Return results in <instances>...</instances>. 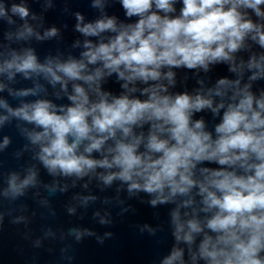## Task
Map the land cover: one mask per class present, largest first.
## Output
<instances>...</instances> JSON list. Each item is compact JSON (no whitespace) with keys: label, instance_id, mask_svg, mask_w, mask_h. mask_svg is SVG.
<instances>
[{"label":"clouds","instance_id":"clouds-1","mask_svg":"<svg viewBox=\"0 0 264 264\" xmlns=\"http://www.w3.org/2000/svg\"><path fill=\"white\" fill-rule=\"evenodd\" d=\"M120 3L127 18L138 17L135 22L118 25L115 16L103 15L83 23V15L75 13V29L82 35L115 34L98 44L86 40L81 59L70 57L61 62L49 58L41 64L28 49L23 55L13 53L11 60L0 65V74L7 73L9 79L15 73L26 78L30 73H42L52 85L60 83L65 92L68 82H74L72 94L67 97L71 104L59 110L48 100L15 109L0 100V107L9 114L0 116V125L11 116L41 129L27 135L32 144L40 145L38 158L50 174L82 178L97 168L116 169L100 175L103 183L111 185L120 180L127 184L129 193L153 196L149 201L153 207L187 197L171 212L172 235L177 244L183 241L189 245L193 261L197 254L191 252V245L202 234L198 255L207 264H264V92L257 97L250 90L251 84L241 88L239 79L226 78L219 79L207 95L165 94L168 87L160 83L143 88L140 94L147 96L143 100L101 91V81L114 73L125 81L122 88L131 93L137 91L129 89V83L135 81L147 84L166 79L173 85L175 73H162L164 68L200 67L207 71L210 64L233 62L230 71L237 72L233 54L245 46L246 38L250 36L264 49V24L255 23L247 11L264 20V0H182L177 16L169 15L176 11V0ZM92 7L102 10V0H93ZM11 12L21 20L30 14L23 0L13 4ZM3 16L7 12L0 4ZM32 34L33 29L25 24L18 36ZM57 34L58 29L52 27L44 37L37 34V39ZM89 65L99 66L89 69ZM243 67L241 62L239 70ZM247 68L258 70L249 77L251 81L264 76V54L259 59L253 55ZM3 88L0 84V90ZM228 88L233 89L230 102L222 100L213 106V94L223 97ZM31 91L16 95L27 96ZM206 108L213 114L223 109L214 129L215 138L205 130L203 119H192L194 113ZM145 125L146 136L142 131L134 132V128ZM108 141L113 144L107 147V155L92 158L91 154L102 152ZM8 144L5 137L0 147ZM204 162L219 167H201L197 177V165ZM17 180V175H11L6 195H22L25 187L36 183V172L30 171L19 183ZM193 189H197L195 195ZM196 196L200 197V211L211 215L201 221L193 209L192 218L182 219L180 209L193 205ZM81 235L76 233L78 240ZM183 255L184 250L174 245L162 264L177 260L184 264Z\"/></svg>","mask_w":264,"mask_h":264},{"label":"water","instance_id":"water-1","mask_svg":"<svg viewBox=\"0 0 264 264\" xmlns=\"http://www.w3.org/2000/svg\"><path fill=\"white\" fill-rule=\"evenodd\" d=\"M21 2L22 0H0V4L7 12V16L0 17V65L6 60H11L13 53L23 55L28 49L33 50L41 64L46 63L49 58L58 59L61 62L70 57L81 59L86 40L98 44L101 40L107 42L109 37L115 35L110 32L101 33L100 36L82 35L75 29L77 23L75 13L77 12L83 15V23L94 22L103 15L115 16L118 25L133 23L138 19L135 16L130 19L125 16L120 0H102L104 5L102 10L92 7L93 0H23L30 14L21 20L19 16L11 12V6ZM174 7L176 11L169 14L171 16L179 15L182 0H176ZM261 7L264 10V6ZM247 11L255 23L264 24V20L257 18L251 10ZM160 14L163 15V13ZM25 24L33 29V34L19 37L18 33L23 31ZM52 27L58 29L56 36L37 39V34L44 37L45 32ZM244 44L243 48L233 54L237 72L230 71L233 62L210 64L207 71L200 67L196 69L164 68L161 70L162 73L169 70L175 73L173 85H169L166 79L149 81L147 84L135 81L129 83V89H137L136 92L131 93L122 88L125 81L119 80L114 73L101 81V91L109 92L111 96L128 94L130 98L138 97L143 100L147 96H142L141 90L160 83L168 87V93L165 94L187 92L190 95L197 93L207 95L209 89L216 88L219 79L226 78L230 81L239 79L241 88L245 84H251L250 90L259 97L261 92H264V76L254 81L249 80L253 72L258 70H249L247 62L253 55L259 59V56L264 54V49L253 42L250 36L246 38ZM241 62L244 63L242 71L239 70ZM96 66L89 65V69ZM73 83L68 82L67 92H65L60 83L52 85L49 78H45L42 73H30L27 78L22 73H15L12 79L8 78L7 73H2L0 84H3L4 88L0 90V100L5 101L13 109L37 100H48L59 110L60 107L71 104L67 97L72 94ZM83 86L87 89V85ZM29 89L32 91L27 96L16 95ZM224 91L226 95L223 97L213 94V106L222 100L225 103L230 102L233 89L228 88ZM90 98L95 100L96 96L90 93ZM222 113L223 109L220 114H213L211 109L206 108L194 113L192 119L193 121L203 119L205 130L211 132L215 138L214 129L220 123ZM6 115H9L7 110L0 107V116ZM40 130L27 121L11 116L8 121L0 125V145H3L5 137L9 139L6 147H0L1 205L35 218L76 239V233L80 232L82 233L80 241L123 264H162L163 259L170 255L174 245L184 250V264H207L198 255L202 234L197 235L195 242L191 245V252L197 254L195 261L191 259L189 245L183 241L177 244L172 235L174 228L171 212L187 197H177L175 202L153 207L149 203L153 196L144 192L129 193L127 184L120 180H114L111 185L103 183L100 175L116 169L97 168L95 172H89L82 178L75 175L66 177L59 173L50 174L38 158L40 145L32 144L27 135L28 132ZM141 131L146 136L148 125L143 128H134L136 134ZM112 144V141H108L102 152L91 154L92 158L102 159L104 155H107V147ZM80 151H83L82 147ZM201 167L218 168L219 165L209 162L198 164L197 177H199L198 169ZM30 171L36 172L34 185L25 187L22 195L13 197L11 192L5 194L9 188L8 181L11 175H17V183H19L29 175ZM196 191L197 189H193V195ZM201 207L200 197L196 196L193 205L180 209L182 219L192 218L193 209H195L197 218L204 221L205 217L210 216L211 213L201 212ZM185 212L188 213L187 216L184 215ZM174 264H181V262L177 260Z\"/></svg>","mask_w":264,"mask_h":264}]
</instances>
